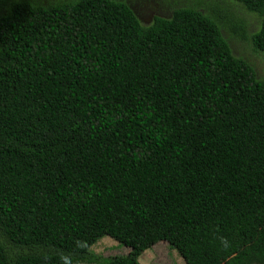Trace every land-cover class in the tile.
Listing matches in <instances>:
<instances>
[{
    "label": "trees",
    "instance_id": "16d2710c",
    "mask_svg": "<svg viewBox=\"0 0 264 264\" xmlns=\"http://www.w3.org/2000/svg\"><path fill=\"white\" fill-rule=\"evenodd\" d=\"M231 1L258 26L226 0H0V264L94 259L104 234L129 250L103 264L158 240L264 264V0Z\"/></svg>",
    "mask_w": 264,
    "mask_h": 264
},
{
    "label": "rangeland",
    "instance_id": "374dc122",
    "mask_svg": "<svg viewBox=\"0 0 264 264\" xmlns=\"http://www.w3.org/2000/svg\"><path fill=\"white\" fill-rule=\"evenodd\" d=\"M172 0H129L132 6L136 9V11L146 18V16L150 14H162L167 15L169 4L167 2ZM177 3L183 2H193L194 0H175ZM207 1L206 7H209L214 1L217 0H204ZM226 9L230 14L234 17H242L245 19L249 25L250 21L252 28H256L258 26V18L256 15L247 12L239 3L231 0H226ZM220 5H223L222 1L219 2ZM251 28V29H252ZM229 45L231 47V51L235 55H240L243 58H246L250 61H253V66L255 70L259 71L260 68V59H255V57L251 54L249 46L246 43H243L239 40L234 41L233 43L228 40ZM264 68V67H263ZM259 73V72H258ZM95 257L90 260H74L73 264H103V258L106 256L114 255V254H126L129 250V247L119 243L114 238L109 235H102L97 238L94 243H92L88 248ZM161 262L162 264H186L183 258L178 254V252L168 245L165 240H158L149 247L145 248L140 252L137 256V264H147L149 262Z\"/></svg>",
    "mask_w": 264,
    "mask_h": 264
},
{
    "label": "flooded vegetation",
    "instance_id": "af4514ba",
    "mask_svg": "<svg viewBox=\"0 0 264 264\" xmlns=\"http://www.w3.org/2000/svg\"><path fill=\"white\" fill-rule=\"evenodd\" d=\"M151 15V14H150Z\"/></svg>",
    "mask_w": 264,
    "mask_h": 264
}]
</instances>
